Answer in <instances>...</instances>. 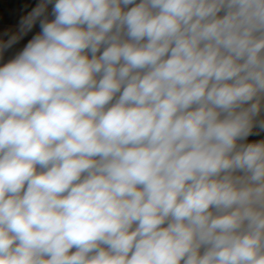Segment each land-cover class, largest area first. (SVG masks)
<instances>
[{
	"label": "clouds",
	"instance_id": "9594fccd",
	"mask_svg": "<svg viewBox=\"0 0 264 264\" xmlns=\"http://www.w3.org/2000/svg\"><path fill=\"white\" fill-rule=\"evenodd\" d=\"M262 112L264 0H39L0 33V264H264Z\"/></svg>",
	"mask_w": 264,
	"mask_h": 264
},
{
	"label": "crops",
	"instance_id": "0c3cea01",
	"mask_svg": "<svg viewBox=\"0 0 264 264\" xmlns=\"http://www.w3.org/2000/svg\"><path fill=\"white\" fill-rule=\"evenodd\" d=\"M38 3L39 0H0V33L6 29L15 30L18 27L20 20ZM50 11L51 7H49V12ZM38 31L39 27L37 25L33 31L28 34L25 40L21 41L17 46V49L23 47V44L26 43L27 39L31 38V36ZM261 116L264 118V112H262ZM261 139H264V131H260L258 135L254 134L249 136L248 142L259 141Z\"/></svg>",
	"mask_w": 264,
	"mask_h": 264
}]
</instances>
